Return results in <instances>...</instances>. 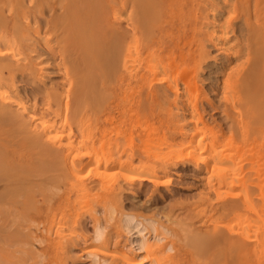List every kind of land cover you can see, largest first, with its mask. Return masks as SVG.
I'll return each instance as SVG.
<instances>
[{
  "label": "rangeland",
  "instance_id": "374dc122",
  "mask_svg": "<svg viewBox=\"0 0 264 264\" xmlns=\"http://www.w3.org/2000/svg\"><path fill=\"white\" fill-rule=\"evenodd\" d=\"M16 1H17L16 5L14 4L15 0H12V2H11L12 5L15 7L18 5V0H16ZM24 1H25V5L27 6L26 7L27 10H28L29 6L36 3V0H34V1L33 0H30V1L24 0ZM40 1H42L40 6L42 5L41 7L44 8L42 14L44 12L45 13L43 15L42 14L39 15L38 13H34V11H32V15H35L37 17V19H39L40 21L42 19L40 30H38L39 31L38 34L34 31V26L36 27L37 25L34 23L33 16H30L31 18L28 17L29 23L27 25H29L31 27L29 30V34H28L29 38H31V40H33L35 38L39 39V38H42L45 36L49 40L51 38L55 39L53 34L55 35L56 33H54L52 31V29L51 30L48 29L49 28L48 26L44 25L45 20L52 18L50 9L48 8V4L50 5L53 0H39V2ZM236 1L237 0H232V1L231 0H192V2L189 3L188 5H187V3L184 4L185 2H181L180 6H177L176 12L181 10L183 12L182 15H185V16L188 15L190 17L195 16L194 19L196 20L195 26L185 25V28L183 31L184 34L180 35L181 36L180 39L185 38V36L189 35L190 36L189 41L190 42L193 41L191 43L193 49H194V47L196 48L197 45H200V43L202 45L205 44L203 49L206 51L207 54L204 58L197 61V63H196V60H195V62L193 60H191V61L186 60L185 62H183L184 64H182L181 63L182 60L180 61L181 58L180 59L177 58V59H175V61L173 63V65H175V66H172V64H170V63H172V61L171 60L169 61V59H168L167 61H165L163 63L165 66L164 65L161 66L164 69H161V67H160L158 72L156 73L157 75L154 76L155 80H154L153 85L155 87H158L159 85L165 86L168 82H170V83L175 82L178 85V89L180 90L179 93L181 94L182 98L180 99V103L177 104V107L179 109H181L182 112L184 111V114L186 115V121L182 122V120H181L180 124H185V126H184L185 128L190 125L191 128L190 127H189V129L186 128L187 130H189V131H187L188 133H185L186 135H184V134L180 135L179 130H178V126L173 122V120H167L166 119L167 118L166 115L170 111L173 112L174 114L181 112V111H178L179 109L175 108L173 105H172L173 107L172 106L169 107L165 101L161 102V104H162L161 107L155 104V106H154L155 112L164 116L163 120H161L159 122L157 121L158 119H154V118L153 119L152 118L147 119V118H144L143 115H141L142 113L145 114V112H147L145 107L142 108L139 118H130L131 112L129 110L131 108L130 106H132V105H130L129 103H128V105H126V103L121 101V99H123L124 96L126 98H128L129 95H131V90H129L130 93L127 90V94H124L122 91L125 92L124 89L126 87L123 89V86L116 81L115 77H113L112 80L109 82L111 84L108 83L109 88L112 89V92H113V94L111 96H105V95H107V93L104 94L105 93V92H103L104 90H102L99 86H96V88L99 87L100 91H98V88L97 89L95 88V90H92L93 93L90 91L89 95L90 94H92V95H90L91 98H89V99L91 100L96 95L94 98L96 99L99 97L98 100L97 99L95 100L94 98H93L94 100L92 99L93 101H95L94 102L95 105L93 104L92 100L91 101L88 100L89 102H87V103L89 105L88 104H87L88 106L86 105V107H87L86 110L81 112V117L78 120L81 122L85 131L83 134H80L79 132L74 131V136L72 137V140H74L73 143L76 146V147L73 146V149L74 148H76V149H74V150L72 149V153H74V155H76V157L81 159V164L79 167H77L78 169H77V173L75 174V178H71V177L69 178L67 172L64 170H63V172H59L58 170H53L55 175H54V173H52V175H51V173H49L50 175L47 174V176H46L45 174L48 172H46L45 174L42 173V175H41V177H39V179H35L36 181H32V180H29L28 177L26 178V176H23V175H25V171H24V174L22 173L23 171H21L24 169L23 166H22L23 168H21V167L18 168V171L19 172L21 171L19 173V177L21 179L19 178V181H18L19 185L17 184V187L19 186L18 187L19 189H17L16 193L20 194V196L18 197L17 194L15 193L17 196V198H16L15 194H11V196L12 195L14 196V200H13V196L12 197L8 196L7 195L8 193H7L3 197L4 203H5V205H4V203H3V205L5 207H7L6 206L7 204L13 203L15 205V207H17V210H16V212H13V213H12V210H11V212H10V210H7L6 212H8L9 218L7 217L8 214H5V216L7 215L6 218L4 217L5 222H4V220L1 222L2 218L0 219V223H1L0 228H2V230L4 228L3 233H2V230H0V264H12V262H13V264H66V263L67 264H73V263L74 264H92L90 262V259H88L87 257H84V256H88V253H94V254H97L100 258L107 259L109 264H124V262H122L120 260L119 255H120V253H125L126 255L127 254L130 255L129 254L130 250L128 249L129 247H128V244L126 241V237H125V235H123L124 233L122 232L121 229L119 230L117 227L118 216H119L120 212H122L123 209H124L123 211L126 210V211H129L131 213L142 215V216H145V214H146V217L149 215L150 218H154L159 225H161L164 228H167V230H168V235H165V236H164V234L161 235V237L163 239L160 242L161 243L160 248L158 247L159 248L158 249L157 247H155L156 248V249L154 248L155 251H154V249H152L154 253L151 251L144 253L143 256H145V257H143V259L141 260V263L140 262L138 263L136 261L137 264L144 263L145 262L144 259H147V257H148V259L146 261H153V262H156V264H166V263L167 264H170V263H173V264H200V263L201 264H204V263L209 264L211 261L212 262L210 264H216V263L217 264H229V262H228L229 251H227L228 249L224 250L223 247H221V246L217 247L218 245L210 244L209 242H206V241H202L204 244L200 243L199 245H197L198 244L197 241H199V238L197 237V235H204V234H206V231L209 232V231L215 230V229L218 231L220 230L221 233L224 232V234L226 233V234L230 235V238L233 236L232 238L237 237V238H240L242 240H245L246 242H248L250 244V247L256 245L257 241L255 243V240L260 236L259 235L260 234L259 233V231H260L259 226H260V224H261V226L264 225V203L262 202L264 200V195H263L264 191L262 190L263 193L261 191H259V188L261 190V189H263L262 187H264V184H262V183H264V179H263L264 178V157H263L264 156V152H263L264 150L262 148V147H264V143H263L264 139L259 134H253L252 131H250L251 133L248 136L241 135L240 134V133H242L241 129L239 130V128L237 127L236 124H232V123H230V121H227L225 119V117H226L225 114L222 113V112H224V109H226L229 112V114L231 115V112L229 111V109H231L230 105H231V103H233V97H236V95H235L236 91L235 90L237 88L236 85H234L235 83H233L234 78H235V76H238L239 74H243L246 71H248L247 69H249L251 63L254 60V58H247L246 59L245 55L243 57H242V55H241V57L240 56L239 57L233 56L234 58L231 56V55H233L231 53V50L233 53L240 52L241 46H242L243 41L245 40V36H246L245 33L243 34V32H242L243 29L242 30L239 29V28H243L242 19H241L242 18L241 16L243 15L241 13H243V12L241 10V7H239V4H238V7H235L234 9L232 7L236 3ZM31 2H33V4ZM110 2H111L110 5L114 4V7L112 8L111 7L112 5L111 6L109 5L108 10L110 12L109 11L108 12L111 16L109 14L108 15H109L111 21H113V23H115L117 25L118 23H120V21L121 22L123 21V18L126 19L130 16L131 10L126 9L127 10L126 11L125 8L122 9V7L118 3H116V6H115V3L112 0ZM56 4H57V2H56ZM15 7L12 9L17 10L18 7H16V8ZM53 7L56 9V11H55L56 15H58V14L60 15L61 10L58 7V5L54 4ZM110 7L114 10L115 14H114V12H112L113 10L110 9ZM2 8H3V6H2ZM18 10H19V8H18ZM124 10L126 12L127 17L125 14H123ZM116 12H118V13H116ZM111 13L113 14L114 19L112 18ZM119 13L121 16H119ZM27 14L29 15V13H27ZM211 16H213V17H211ZM115 19H116V22H115ZM23 20L24 19H21L22 26L26 25V22H27L26 20H25V22ZM117 21H119V22H117ZM42 23H44V24H42ZM168 26L169 25H166V28H168ZM173 26L175 27V31H176L175 33L174 32L173 33L175 35H179L180 32L177 30L178 29L177 27H179L178 24L174 23ZM32 28H33V30H32ZM57 29H59L58 34H60L61 28L57 27ZM153 29L155 30L156 28H153ZM47 30H48V32H47ZM49 31H51V33ZM183 32H181V33H183ZM226 32H227V34H226ZM33 33H35L36 35ZM47 33H49V36L47 35ZM191 36L193 37V39H191ZM194 36H195V38H194ZM73 37H76V38L78 37L79 39H81L79 37V35L73 34L71 36V38L73 39ZM224 37H225V39H224ZM242 37L244 38L243 41L241 39ZM174 39L176 40L178 38L174 37ZM180 39H179V41H180ZM142 41L143 40L138 39V42H137V48L138 49H139V47L142 46V45L140 46V44L143 43ZM17 42L19 44H17ZM17 42L15 44H11L9 47L1 46L0 52L1 51L3 52V54L1 53V55H9V54L20 52L22 49L21 44H24V42H22L21 40H19V41L17 40ZM139 42H140V44H139ZM195 42H197V43H195ZM223 42H224V44H223ZM51 43H53L51 45L55 48H58V46L60 45L59 39L56 41L52 40ZM181 43H183V42H181ZM215 43H220L225 47L224 48L221 47L219 49V48L215 47ZM177 44L180 45V43H177ZM238 44H240L241 46ZM191 45H190V47H191ZM18 46L20 49H18ZM10 47L13 50L12 49L8 50V48H10ZM4 48H6V49H4ZM141 49H142V47L139 50H141ZM233 49H235L237 52L234 51ZM6 50L8 52L9 51L10 52L7 54ZM189 50H190L189 47L183 48L182 53L184 55V59H186V51L189 52ZM190 51H192V50H190ZM140 53L141 52L138 53L137 57L135 56V60L140 57V55H141ZM227 54H229L230 57L234 60L233 61L231 59V62L229 64H225ZM237 58H238V60H237ZM164 59H166V58H164ZM194 64H196V65H194ZM246 65H247V67H246ZM41 67L44 68L43 73L45 74V78H46L47 82H48L47 77L49 79L50 77L54 76L53 79L51 78L52 82H49V83H56V84L62 83V85H60V88L58 90L61 91V92H59V94L63 92L62 96L64 97V95H65L64 92L69 89V86H68L69 85V79H70L69 76L72 75V70L68 67H67L68 70L66 67L65 68L62 67L63 69L61 68V70L60 69L58 70L57 69L58 67L56 68L55 64H53V63L51 64V61H49V60H47V61L43 60ZM175 69H177V70H175ZM66 70L68 72H66ZM56 71L57 72L59 71V72L57 73ZM174 71H176V72H174ZM189 71H191V72H189ZM187 74L190 75L189 77H186L188 80H186V78H185V76H188ZM177 76H178V78H177ZM18 77H20V76H18ZM76 77L77 76L72 77L73 80H75V82L77 79ZM155 77H157L158 80ZM174 77H175V79H174ZM55 79L57 80V82ZM182 79L184 81L186 80L187 82H189V81L193 82L191 84L193 89H192V87L189 86L190 84L188 85L189 87L187 86V84L185 85V83ZM59 81H60V83H58ZM67 81H68V85H66ZM231 85L233 87H231ZM15 86H16V90L14 92L16 93V91L18 90L16 94L18 96H20L22 99L24 98L23 99L24 102L28 101V103L31 104V102H30L31 100H29L31 98H30V96H28L29 94L27 93V92H29V88H31V87L29 85H25L24 83H20L19 79H18V82L16 81ZM55 88L57 89V87H55ZM92 88H94V87H92ZM232 88H234V89H232ZM135 89H137V88H135ZM188 90H189V93H188ZM97 91L99 92V94ZM132 91H134V89ZM231 91H233V92H231ZM101 94L103 96H101ZM169 94L170 93L167 94L168 95L167 100L170 101L174 97H172L173 96L172 94H170V95ZM70 99H71V97H70ZM99 99L101 100V103H98V102H100ZM102 100H104V102H102ZM108 100H109V103H108ZM117 101H118V103H117ZM104 103L107 105H105ZM91 104H92V106H91ZM94 106H97V108ZM95 108H96V110H95ZM101 108H102V111L99 110ZM97 110H98V112L100 111V113L96 112ZM109 110H111L112 112ZM103 112H104V115H103ZM116 112H118V113L116 114ZM121 112L124 114H122ZM107 113H109V114H107ZM192 113L193 114L197 113V115H200L202 117V120L196 123L197 126H192V122L190 121V115H193ZM128 114L130 117H128ZM117 115H119V117ZM113 117L115 119H113ZM179 119H180V117H179ZM111 120H112V123H111ZM113 120H115V121H113ZM108 123H110V126L108 125ZM75 125H76V123L73 124L74 127H75ZM107 127L110 129H108ZM111 127L113 128V130L111 129ZM101 128H103L104 132H105V135L103 137L104 139L102 137H100L99 133H98V130ZM124 128H126V129H124ZM185 128H184V130H186ZM145 129H146V131L147 130H149V131L146 132ZM191 129H192V131H191ZM109 131H112V132H109ZM64 132L65 133H63L62 130L60 132H58V134L61 133L60 135H63V137H62L63 140H65V138L67 137L66 136L67 132L66 131H64ZM126 133H128V134H126ZM145 133H147L148 136H146ZM191 134H192V136H191ZM60 135L59 136L57 135L56 138L59 137L58 139H61ZM135 135H136V137H135ZM208 135H210V136H208ZM213 136L214 137L216 136L217 141L215 142V147L212 149L210 147V145L208 144V142L209 143L211 142V139L213 138ZM82 137H83L84 142L82 140ZM91 137H92V140H90ZM244 137L246 139H244ZM147 138H149V139H147ZM136 139H138V140H136ZM249 139H251V140H249ZM8 140H9L8 144H12L13 141L11 140V138ZM15 140H17V137H15ZM89 140L94 141L95 143H93V145H92V142H90ZM182 140H183V142H182ZM252 140H254L253 143H251ZM259 140L261 142H259ZM114 141L116 144L114 143ZM145 141L149 145H147L145 143ZM151 141H153V143ZM142 142H144L145 144ZM150 142H151V144H150ZM154 142H156V143L154 144ZM189 143H191V144H189ZM80 144H82V145L85 144V145L80 146ZM94 144H96V145H94ZM197 144H200V145L197 146ZM205 144H207L208 146H205ZM102 145H103V148L101 147ZM106 145H107V148H106ZM225 145L227 146L228 149L226 148ZM245 145H246V147H245ZM249 145H251V146H249ZM199 146H201V147H199ZM204 146L206 148H204ZM247 146L249 148H247ZM253 146H255V148ZM112 147H114V149H117V151L119 150V152L117 153V156H116L117 151H115V153H114V149ZM146 147H148V148H146ZM152 147H153V149H152ZM192 147H194V148H192ZM202 147L204 148L203 150H201ZM208 147L211 149H209V151H207V152H204L205 150H208ZM238 147L240 149H238ZM250 147H251V149H250ZM93 148H94V150H93ZM197 148H198V150L196 151L195 149H197ZM252 148H254V149H252ZM261 148H262V150H261ZM237 149H238V151L236 152ZM249 149L253 150L254 154H253V152H250ZM95 150L98 153V155H100V156L102 155V153H104V152L108 153V151H109V152H111L109 154L113 155V157L115 155L116 157H120L121 159L123 158L122 159L123 162L133 152L141 153V151L142 152L145 151V154H146V151L147 152L150 151V152H148L149 153L148 156L150 155L149 156L150 162L143 164V163L139 162L138 160H136L134 162V164H132V166H128L125 164H121V165L119 164L120 166L116 165L117 167H115L114 170L112 169L113 172L115 171L114 176H112V178L115 176H116L115 179L118 178L117 180L120 181V183H122V185H124L123 186L124 191H122L123 197L120 196L121 197V198L119 197L120 199L117 198L116 200H112V198L109 196L110 192L112 190V187H111L112 179H111V181H109V180L111 177L110 174H112L113 172L107 175V176H110L109 178L106 176V174L109 173V171L111 170V167H108V169L110 168L108 171V169H106L107 167L104 166V168L107 170V172L105 175H103V172H102L105 170V169L104 170L102 169L103 168L102 167L103 166V164H102L103 159L102 158H106L104 156H107V158H108L109 155L108 154L106 155L104 153L105 155L104 156L102 155L103 157L99 158L101 160L100 165H97V163H96L97 161L94 163V160L96 158L92 159L93 160L92 161L91 158L88 159L89 156H87V155L93 154L92 156L97 157V159H98V156H96L97 154L93 153V151H95ZM100 150L101 151L103 150V151L101 152ZM260 150L263 152V154ZM194 151H196L197 154H199V155L201 154L203 156V158L205 157L204 159H207V164L209 163V165H211V163H213V161L216 162V163L212 164V168L210 167V169L212 170V173H215V174L217 172L216 170L219 169V166H220V164L217 163V159L218 160H219V158H225V159L229 158L230 160L232 159L231 161H232L233 165H231L232 164L231 163L228 166L227 172L228 171L229 172L228 173L226 172L225 175H228V177H229V175H231L230 177L234 176V178L236 179V180L234 179L235 180L234 185L236 183L237 184L235 186H233L232 184L231 185L227 184V185L219 187L216 184L218 182L214 181L213 176H215V175H213L212 173H211V175H213V176H211L212 180L206 181L208 178V175H206V174L208 172L204 171L205 169L197 172V171H195L193 165L188 163V160L190 157L189 155H191ZM223 151H225V152H223ZM257 151H258V153H257ZM88 152H89V154H88ZM160 152H163V153H160ZM203 152L206 153L208 156L206 154L204 156ZM75 153H77V154H75ZM86 153H87V155H86ZM223 153L225 155H223ZM240 153L250 154L251 156L252 155H254V156L251 157L250 155L247 156L245 154H240ZM118 154H120V155L118 156ZM82 155L83 156L85 155V156L83 157ZM137 155L140 156V154H137ZM155 155H156L155 158H157L158 160H156V159L152 160V157L154 158ZM259 155H260V158L262 157L261 159H258ZM226 156H228V157H226ZM162 157L165 160L164 159L160 160V158H162ZM165 157H170V158L167 159ZM248 157H251V158L248 159ZM23 158H24V155H22L21 160H23ZM213 158H215V159H213ZM99 159H98V161H99ZM141 159H142V157H141ZM245 159L248 161H245ZM254 159L259 161V163L257 164V162H255ZM162 160H164L165 162H167V160H168V162H170V164H171L169 166L170 169L169 168H161ZM240 161H241V163H240ZM152 162H155L156 164L152 163ZM245 162L247 164H252L253 167L251 166L252 169L250 168L251 169L250 171L252 173L251 172L248 173L246 171V169L247 170L249 169L248 167H250V165L249 166L247 165L248 167L245 166L246 168L240 167ZM246 163L244 165H246ZM95 164L97 167L95 166ZM141 164H143L144 166ZM152 164H154V165H152ZM85 166H87V167H85ZM215 166H217L216 167L217 169L215 168ZM185 167H186V169H184ZM221 167L222 166H220V168ZM257 167L261 169L260 173H259V170ZM133 168H134V170H133ZM100 169L102 171H100ZM148 169H150V170H148ZM253 169L255 171H257L258 174L255 173V171ZM118 170H119L120 174H119V172H117ZM151 170H152V172H150ZM231 170H232V172H231ZM222 172H224V171H222ZM238 172L241 174H240V177L237 179L236 176H239ZM245 172L247 174H250V177ZM241 175H242V177H241ZM102 176H103V178H105V177H107V178L103 179V181H102V180H100V178H98V177H102ZM149 176L150 177L152 176V177L150 178ZM131 177H132L133 182H132V185H129V182H131L130 181ZM147 177H148V179H147ZM255 177L257 178V183L259 182L258 186H257V183H255L256 182ZM261 177H263V178L261 179ZM251 178L254 180L252 181ZM106 180H108V181H106ZM237 181H239V183ZM35 182L38 184L36 185ZM124 182H126L127 184ZM248 182H251V184ZM70 184L72 186H70ZM82 184H85L86 187H82L83 186ZM91 184H93V185L91 186ZM251 185H253V187ZM25 186H27V187H25ZM229 186L230 187L233 186V187L229 188ZM254 186L256 188H254ZM216 187L218 188L217 191H215ZM226 187L229 189H227ZM89 188L91 191L89 190ZM232 188H233V190H232ZM253 189H254L255 193L253 192ZM256 189H257V191H255ZM27 190H28V192H27ZM238 190L239 191L242 190V191L239 192ZM89 191L92 194L91 193L88 194ZM241 193H243V194L241 195ZM245 194L247 195V197L250 201L249 205H251V208L254 210H259V213L261 214V216L259 214H257L258 211L253 210L254 213L257 212V213H255L256 215H254V213H252V209H250V206L247 208L248 209V211H247L246 205H248V204H245V202H246L245 201V197H246ZM260 195L262 198L260 200H262L261 203H263V207L258 209V207L260 205H262V204H260V200H259ZM6 196H8V198ZM95 196L96 197L99 196V198H96ZM9 197H10V199H9ZM88 197H90V199H87ZM257 197H259V198L256 201L255 199H257ZM5 198H7L6 201H5ZM223 198H224V200H222ZM242 198L244 200H242ZM11 199L14 202H11L10 201ZM250 199H252V200H250ZM89 200H91V202L93 201L91 203L93 207L90 206ZM254 200L256 201V203L254 202ZM84 201H86L87 206L84 203ZM226 201L238 202V204L240 205L238 210H236L232 213L231 212L227 213V214L219 213V210H220L219 206L224 205V203ZM76 203H78V205H76ZM82 203L85 204V207L82 206ZM255 204H257V205H255ZM8 207L11 208L12 205H11V207H10V205H8ZM112 207H113V209H115V213H114V215L112 214L110 217L109 216L110 214L108 212H109V209H111ZM124 207L125 208L127 207V208L125 209ZM6 209H4V211ZM91 210H93L94 212ZM105 210L108 212H105ZM215 210H216V212H215ZM217 210H218V212H217ZM201 211H202V213H201ZM14 213H15L16 217L14 216ZM107 213H108V215H107ZM10 214H12V215H10ZM95 214H96V216H95ZM19 215H21V216H19ZM198 215H201V216H199L197 218ZM149 216H148V218H149ZM249 216H251L252 218ZM13 217L15 218L14 222L12 219ZM93 217H96V218L99 217L103 221L102 222L101 220H99L100 223L102 224V226L104 225V227L106 228L105 239H104V242L103 241L100 242L101 244L100 243H98V244L93 243L92 239H91L92 228H93L92 223L94 220ZM109 219H110V221L111 220L112 221L110 222ZM7 220H8V222H7ZM231 220H233V221H231ZM246 220H247V222H246ZM261 221L263 224L260 223ZM17 222H20V226L22 229L19 227V224ZM34 222H36V223H34ZM209 222H211V223H209ZM3 223H4L5 227H4V225H2ZM5 223L8 225H6ZM37 223H38V225H37ZM53 223H55V224H53ZM13 224H14V227L12 226ZM34 224L36 225V228H34L35 227V226H33ZM246 224H247V226H246ZM248 224L250 226H248ZM229 225L232 227H230ZM8 226H10V227H8ZM243 226L245 228H243ZM25 227H26V229L33 230V233H30V231L24 229ZM5 228L6 229L8 228V230H5ZM11 228H12V230H11ZM13 228H15V231L13 230ZM42 228H44V230ZM246 228H247V230H246ZM4 231H6L5 232L6 234L4 233ZM20 231H22V233ZM248 231H250V233ZM13 232H15V233H13ZM241 232H243V233H241ZM43 233H44V235H43ZM109 233L111 235L110 237H109ZM186 233H187V235H186ZM234 234H235V236H234ZM187 236H189V237H187ZM254 236H256V237H254ZM1 237L3 239H1ZM106 237H109V238H106ZM245 237H246V239L247 238L248 239L246 240ZM30 238L31 239L33 238V239L30 240ZM62 238H64V239H62ZM71 239H72V241H71ZM57 240L58 241L64 240L65 242L61 241L60 243H64V245H66L67 247H70V248H68L69 249L68 254H67V252L65 253V251H62V249H58V248L54 249L52 247V245H54L53 243H55V245L59 244V243L56 244V242H58ZM44 241H46V242L44 243ZM190 241H191V244L193 243L194 245L189 244ZM195 242H196V244H195ZM38 243H40L41 245ZM73 243H74V245H73ZM99 244H100V246H99ZM166 244L171 245V246L173 245L172 247H173L174 251L169 255V256L172 255V257H170L171 258L170 260H167L166 256L163 257L162 255L161 256L158 254L156 255V252L158 250L160 251V249H162L163 246H165ZM32 245H34V247H32ZM7 247H8V249H7ZM256 247L258 249L259 246L257 245ZM261 247L263 248L264 246L261 244L259 247V251H261V253H259V251L257 249H253V247H252V250H251L252 252L247 254L246 260L241 259L240 262H239V260L235 262V260H237V257H238L235 252L230 254V257H231L230 260L232 261V263L230 261V264H253V262H254L253 260H255L256 258H258V260L262 261L264 258V257H262L263 256L262 253L264 251H262ZM99 249H101V250H99ZM81 251H83V253ZM182 251H184V252H182ZM230 251L233 252V250H230ZM63 253L66 255H64ZM69 253H71V254L69 255ZM157 253H159V252H157ZM225 254L227 257L224 256ZM67 255H68V257H67ZM152 255L155 257H153ZM29 256L31 257V259L32 258L33 259L31 260ZM234 256H237L236 259H234ZM25 257H27L26 258L27 260L25 259ZM3 258L6 262L2 261ZM160 258H161V260H160ZM216 258H219V259H216ZM253 258H255V259H253ZM208 259H209V261H208ZM210 259H212V260L210 261ZM23 260L26 262H23ZM160 261H163V262L159 263ZM191 261H192V263H191Z\"/></svg>",
  "mask_w": 264,
  "mask_h": 264
},
{
  "label": "bare ground",
  "instance_id": "6f19581e",
  "mask_svg": "<svg viewBox=\"0 0 264 264\" xmlns=\"http://www.w3.org/2000/svg\"><path fill=\"white\" fill-rule=\"evenodd\" d=\"M110 1L111 0H53L52 2L50 1L51 4L50 5L48 4V8L50 9L52 18L48 19V20L44 19L45 24L44 23H42V24H44L45 26H48L49 27L48 29H50V30L52 29V31L54 33H56L55 35L53 34L55 39L54 38L53 39L51 38V39L55 40V41L59 39L60 45L58 46V48H55L51 45V44H53V43H51L52 40L47 39V37H45V36L42 38H39V39L35 38V39L31 40V38H29V35H28L29 30L31 28L29 25H27L29 23L28 17H30V16H33L34 23L37 25L36 27L34 26V31L37 34L39 33L38 30H40L42 19L40 21L39 19H37V17L35 15H32V11H34V13H38L39 15H41L43 12V9H44L41 7L42 5L40 6L42 1L39 2V0H36L35 4H33V2H31L33 5L29 6V8L27 10L26 9L27 6L25 5V1L24 0H18V5L16 7H18L19 10H18V8H17V10H14V9H12L15 7L11 3L12 0H0V47L1 46L9 47L11 44H15L17 42V40L18 41L21 40L22 42H24V44H21L22 49L20 52L9 54V55H1V53L3 54V52L2 51L0 52V219L2 218L1 222L7 216V215L5 216V214H8V212H6L7 210H10V212L12 210V213L16 212V210H17V207H15V205L13 203L7 204L6 205L7 207H5L3 197L7 193H8L7 194L8 196H11V194H15L17 192V189H19L18 188L19 186L17 187V184H18V181L20 178L19 173L21 171H23L22 172L23 174L25 171V175H23L22 173L21 174L23 176H26V178L28 177L29 180H32V181H36L35 179H39V177H41L42 173L45 174L46 172H48L45 174L46 176H47V174L50 175L49 173H51V175H52V173H54L53 170H58L59 172H63V170H64L67 172L69 178L70 177L75 178V174L77 173V169H78L77 167H79L81 164V159L76 157V155H74V153H72L73 146H75V144L73 143L74 140H72V137L74 136V131H77L80 134H83L85 131L81 122L78 120L81 117V112H83L87 108L86 107V105L88 104L87 102H89L88 100H90L89 98H91L90 95H92V94L89 95L90 91L92 92V90H95L96 86H99L102 90H104L103 91V92H105L104 94L107 93V95H105V96H111L113 94V92H112V89H110L108 85L111 84L109 82L112 80L113 77H115L116 81L123 86V89L126 87L124 89L125 92L122 91L124 94H127V90L128 91L131 90V95H129L128 98H126L125 96L123 99L120 98L121 101L126 103V105H128V103L130 105H132V106H130L131 108L129 110L131 112V115H130L131 117L129 116V114H128V117L139 118L142 108L145 107L147 112H145V114L142 113L141 115H143V117L147 118V119L148 118L158 119L157 121L159 122V121L163 120L164 116L155 112V109H154L155 104L161 107L162 106L161 102L165 101L169 107L173 105L175 108L179 109L177 107V104L180 103V99L182 98L181 94L179 93L180 90L178 89V85L175 82H173V83L168 82L165 86L159 85L158 87H155L153 85L154 80H155L154 76L157 75L156 73L158 72L159 68L162 65H164L163 63L165 61H167L168 59H169V61L170 60L172 61V63H170V64H172V66H175V65H173V63H174L175 59H177V58H179V59L181 58L180 61L182 60V62H181L182 64H184L183 62H185L186 60H190V61L193 60L194 62L196 60V63H197V61L204 58L207 54L206 51L203 49L205 44L202 45L200 43V45H197L196 48L194 47V49H193V47L191 45V43L193 41H191V42L189 41L190 40L189 35L185 36V38L180 39V37H181L180 35L184 34L183 31H184L185 25L195 26L196 20L194 19L195 16L190 17L188 15H186V16L182 15L183 12L181 10L176 12V9H177V6H180L181 2H185L184 4L187 3V5H188L189 3L192 2V0H112L115 3V6H116V3H118L122 7V9L125 8V10L126 9L131 10L130 16L126 19L123 18V21L122 22L120 21V23H118L117 25L115 23H113V21H111V19L109 17L110 11L108 9H109V5L111 3ZM16 2L17 1L15 0V3H14L15 5H16ZM56 2H57V4H56ZM54 4L58 5V7L60 8V10H61L60 15L59 14L56 15V13H55L56 9L53 7ZM238 4H239V7H241V10L243 12V13H241V14H243L241 16L243 28H239V29L240 30L243 29L242 32H243V34L245 33L246 36H245L244 41H243L244 36L241 38L243 41L242 46L240 44H238L241 46V50L239 49L240 47L238 46L239 47L238 49L240 50V52H237L235 49H233L237 53H233L231 50V53L233 54L231 56L232 57L233 56H235V57L240 56L241 57V55H242V57H243L245 55L246 59L247 58H254V60L251 63L249 69H247L248 71H246L243 74H239V75L237 74L238 76H235V78L236 77L237 78L236 79L234 78L233 83H235L234 85H236L237 88L234 86L236 88V90H235L236 91V94H235L236 97H233V103H231V105H230L231 109H229V111L231 112V115L229 114V112L226 109H224V112H222V113L225 114V116H226L225 119L227 121H230V123H232V124H236L237 127L239 128V130L241 129V132H242V133H240L241 135L248 136L251 133L250 131H252L253 134H259L264 139V0H237L236 3L234 4V6H232L233 9L235 7H238ZM111 5L110 6L113 8L114 4H111ZM2 6H3V8H2ZM111 7H110V9H112ZM125 10H124V12H125ZM112 12H114V10ZM124 12H123V14L126 15V12L125 13ZM27 13H29V15ZM116 13H118V12H116ZM114 14H115V12H114ZM119 16H121L120 13H119ZM126 17H127V15H126ZM211 17H213V16H211ZM112 18H113V14H112ZM21 19H24L23 20L24 22H25V20L27 21L26 25L22 26ZM115 22H116V19H115ZM117 22H119V21H117ZM174 23L175 24L177 23L179 26V27H177L178 28L177 30L180 32L179 35L174 34L176 32L175 27L173 26ZM166 25H169L168 28H166ZM57 27L61 28L60 34H58L59 29H57ZM153 28H156L157 30L156 29L154 30ZM32 30H33V28H32ZM47 32H48V30H47ZM49 32L51 33V31H49ZM181 32H183V33H181ZM33 34H35V33H33ZM73 34L79 35V37L81 39H79L78 37H77L78 39L76 37H73V39H72L71 36ZM226 34H227V32H226ZM47 35L49 36V33H47ZM174 37H177L178 39L175 40ZM194 38H195V36H194ZM138 39L143 40L142 44H140V42H139L140 46L142 45L141 50H139L141 47H139V49L137 48ZM179 39H180V41H179ZM191 39H193L192 36H191ZM224 39H225V37H224ZM181 42H183V43H181ZM177 43H180V45ZM195 43H197V42H195ZM17 44H19V43L17 42ZM223 44H224V42H223ZM190 45H191V47H190ZM186 47H189V49L192 51H190V50H189V52L186 51V59H184V55L182 53V50H183V48H186ZM215 47L220 49L221 47L224 48L225 46H223L220 43H215ZM6 48H4V49H6ZM10 49H12V48L11 47L8 48V50H10ZM18 49H20L19 46H18ZM9 52L7 51V54ZM139 52H141L140 53L141 55L138 59L135 60V56L137 57ZM164 58H166V59H164ZM231 59L232 58L230 57V55L227 54L225 64H229L231 62ZM43 60L51 61V64L52 63L55 64L56 68L58 67L57 68L58 70L59 69L61 70L62 67H64V68L68 67L72 70L71 76L72 77L77 76L76 82H75V80H73V78L71 76H69V78H70L69 79V85H68V81L66 84L69 86V89L64 92V94H65L64 97L62 96L63 92L59 94V92H61V91H59L58 89L60 88V85H62V83H60V81L58 82L60 84L49 83V82H52V79L54 78V76L50 77L49 79L47 77L48 82L46 81L45 74L43 73L44 68L41 67ZM237 60H238V58H237ZM194 65H196V64H194ZM246 67H247V65H246ZM68 68H67V70H68ZM161 69H164V68L161 67ZM67 70H66V72H68ZM175 70H177V69H175ZM191 71H189V72H191ZM174 72H176V71H174ZM18 76H20V77H18ZM178 76H177V78H178ZM189 76L190 75L185 76V78L189 77ZM155 78L157 79V77H155ZM18 79H19L20 83H24L25 85H29L31 87V88H29V92H27L29 94L28 96H30V98H31V99H29V100H31L30 101L31 104L28 103V101L24 102L23 101L24 98L22 99L20 96H18L16 94L18 90L16 91V93L14 92L16 90L15 84H16V81L18 82ZM174 79H175V77H174ZM186 80H188V79L186 78ZM186 80L185 81L183 80L185 85L187 84V86H188L190 84L189 86L192 87L191 84L193 82H191V81L187 82ZM56 82H57V80H56ZM55 87H57V89ZM92 87H94V88H92ZM99 87H97L98 91H100ZM231 87H233V86L231 85ZM135 88H137V89H135ZM133 89H134V91H132ZM192 89H193V87H192ZM232 89H234V88H232ZM231 92H233V91H231ZM129 93H130V91H129ZM168 93L172 94L173 95L172 97H174L170 101L167 100L168 99V95H167ZM188 93H189V90H188ZM98 94H99V92H98ZM101 96H103V95L101 94ZM70 97H71V99H70ZM98 98H96V99L98 100ZM93 100H92V102L94 104L95 101H93ZM99 101L100 102H98V103H101L100 99H99ZM102 102H104V100H102ZM108 103H109V100H108ZM117 103H118V101H117ZM105 105H107V104H105ZM91 106H92V104H91ZM94 107L97 108V106H94ZM96 108H95V110H96ZM99 110L102 111V108ZM109 111H111V110H109ZM178 111H181V112L174 114L173 112L170 111L166 115L167 118L166 117L165 118L167 120H173V122L178 126V130H179L180 135H183V134L186 135L185 133H188L187 131H189V130H187V129H189L190 125L187 126L186 127L187 129H186L184 127L185 124H180L181 120H182V122L186 121V115L184 114V111L182 112L181 109H179ZM96 112H98V110ZM98 113H100V111ZM117 113L118 112H116V114ZM107 114H109V113H107ZM122 114H124V113H122ZM103 115H104V112H103ZM117 116L119 117V115H117ZM179 117H180V119H179ZM113 119H115V118L113 117ZM201 120H202V117L200 115H197V113L190 115V121L192 122V126H197L196 123L201 121ZM113 121H115V120H113ZM75 123H76V125L74 127L73 124H75ZM111 123H112V120H111ZM108 125L110 126V123H108ZM112 127H111V129L113 130ZM184 128L186 130H184ZM108 129H110V128H108ZM124 129H126V128H124ZM61 130L63 131V133H65L64 131L67 132V135H66L67 137L65 138V140L62 139L63 135H60L61 133L58 134V132H60ZM145 131H146V129H145ZM147 131H149V130H147ZM191 131H192V129H191ZM109 132H112V131H109ZM98 133H99V136L102 138L105 135L103 128L99 129ZM126 134H128V133H126ZM192 134H191V136H192ZM57 135L58 136L60 135V137L63 141L61 139H58L59 137L56 138ZM145 135L148 136L147 133H145ZM208 136H210V135H208ZM15 137H17V140H15ZM135 137H136V135H135ZM10 138L13 141L12 144H8L9 143L8 139H10ZM147 139H149V138H147ZM216 139H217L216 136L215 137L213 136V138L211 139V142L210 143L208 142V144L210 145V147L212 149L215 147V142L217 141ZM244 139H246V138L244 137ZM251 139H249V140H251ZM82 140H83V137H82ZM90 140H92V137ZM136 140H138V139H136ZM253 141L254 140H252L251 143H253ZM83 142H84V140H83ZM90 142H92V145H93V143H95L94 141H90ZM151 142L153 143V141H151ZM151 142H150V144H151ZM156 142H154V144ZM182 142H183V140H182ZM259 142H261V141L259 140ZM114 143H115V141H114ZM142 143H144V142H142ZM145 143L147 144L146 141H145ZM263 143H264V140H263ZM189 144H191V143H189ZM81 145L82 144H80V146ZM84 145H82V146H84ZM94 145H96V144H94ZM147 145H149V144H147ZM198 145H200V144H197V146ZM205 146H208V145L205 144ZM205 146H204V148H206ZM249 146H251V145H249ZM101 147L103 148V145ZM199 147H201V146H199ZM245 147H246V145H245ZM253 147L255 148V146H253ZM94 148H93V150H94ZM106 148H107V145H106ZM112 148L114 149V147H112ZM146 148H148V147H146ZM192 148H194V147H192ZM204 148L202 147L201 150H203ZM211 148L208 147V150H205L204 152L209 151V149H211ZM226 148H227V146H226ZM247 148H249V147L247 146ZM254 148H252V149H254ZM262 148L264 150V147H262ZM262 148H261V150H262ZM74 149H76V148H74ZM152 149H153V147H152ZM238 149H240V148L238 147ZM238 149L236 150V152L238 151ZM250 149H251V147H250ZM250 149H249V151L253 152V150H250ZM195 150L197 151L198 148ZM115 151H117V149H114V153H115ZM196 151H194L191 154L192 156L189 155L191 158L189 157L188 163L192 164L195 171H197V172L205 169L204 171L208 172L206 174V175H208V178L206 181H208V180L211 181L212 180L211 176L215 175V176H213V179H214V181L218 182L216 184L219 187L227 185V184L228 185L232 184L233 186H235L237 184L236 183L234 185V182L236 180L234 178V176L230 177L231 175H229V177H228V175H225V173L227 172L228 166L232 163V161H231L232 159L231 160L229 158H226V159L225 158H219V160L217 159V163L220 164V166H222V167L220 168V166L217 164L219 166V169H217L216 168L217 166H215V168L217 169L216 170L217 172L215 174V173H212V170L210 169V167L212 168V164H214L216 162L213 161V163H211V165H209V163L207 164V159H204L205 157L203 158V156L201 154L200 155L197 154ZM118 152H119V150L116 152V156H117ZM148 152H150V151H148ZM148 152L146 151L147 155L145 154V151H143V152L141 151V153L133 152L130 154V156H128L126 158V160L124 162L122 160L123 158L121 159L120 157H116L115 155L113 157V155L109 154V153H111L109 151H108V153L104 152L106 155L108 154L109 156L107 158V156H104L105 154L102 153V155L104 157H106V158H102L103 159L102 160V162H103L102 163L103 164L102 169L104 170L105 169L104 166H106L107 167L106 169H108V167H111V170L112 169L114 170V168L117 167L116 165H119V164L120 165L125 164L128 166H132V164H134V162L136 160H138L139 162H141L143 164L148 163V162H150V157H149L150 155L148 156V154H149ZM223 152H225V151H223ZM263 152H262V154H263ZM93 153L97 154L96 156H98V159L103 157L102 155L101 156L98 155L96 150L93 151ZM160 153H163V152H160ZM245 153H240V154H245ZM257 153H258V151H257ZM75 154H77V153H75ZM88 154H89V152H88ZM137 154H140L142 159ZM205 154L206 153H204V156H205ZM253 154H254V152H253ZM22 155H24L23 160H21ZM86 155H87V153H86ZM92 155H87V156H89L88 159L89 158H91V160L94 158L97 159V157H94ZM119 155L120 154H118V156ZM223 155H225V154L223 153ZM245 155L248 156L250 154H245ZM252 156H254V155H252ZM155 157H156V155L154 156V158L152 157V160L153 159L158 160ZM163 157L160 158V160L164 159ZM226 157H228V156H226ZM251 157H248V159ZM258 157H257L258 159L262 158V157L260 158V155ZM165 158L168 159L170 157H165ZM96 159L94 160V163L97 161L96 162L97 165H100L101 160L99 159V161H98V159L97 160ZM213 159H215V158H213ZM246 159H245V161H248ZM164 160H162V162H161V168H169V166L171 165L170 162H168V160H167V162H165ZM255 162H257V164L259 163V161H257V160H255ZM152 163H155V162H152ZM240 163H241V161H240ZM143 164H141V165H143ZM244 164H242L240 167L246 168L250 165V167H248L249 171L246 169V171L248 173H250L251 172L250 170L252 169L251 168L252 164H247V163H246V165H244ZM152 165H154V164H152ZM231 165H233V163ZM22 166L24 167V169L23 170L20 169L21 171L19 172L18 168L19 167L23 168ZM95 166H96V164H95ZM85 167H87V166H85ZM106 169L104 171H102L100 169V171L103 172V175L106 174V172H107ZM109 169H108V171H109ZM184 169H186V167ZM111 170L109 171V173L106 174V176L113 172V170L112 171ZM133 170H134V168H133ZM148 170H150V169H148ZM221 170L224 172H222ZM258 170L260 173L261 169L258 168ZM114 172L112 173L113 175L110 174L111 177L107 176L108 178L110 177L109 181H111V179H112V181H111L112 190L110 192V195L108 194L112 198V200H116L117 198L122 196V191H124V188H123L124 185H122V183H120V181L117 180L118 178L115 179L116 176L112 178V176H114ZM117 172H119V170ZM150 172H152V170ZM231 172H232V170H231ZM211 173L213 175H211ZM255 173L258 174L257 171H255ZM119 174H120V172H119ZM240 174L241 173H239V176H236L237 179L240 177ZM54 175H55V173H54ZM247 175L250 177V174H247ZM107 177H105V178H107ZM241 177H242V175H241ZM98 178H100V180H102V181H103V179H105V178H103V176L98 177ZM262 178L263 177H261V179ZM147 179H148V177H147ZM253 180L254 179H252V181ZM255 180H256L255 183H257L256 177H255ZM106 181H108V180H106ZM130 181L131 182H129V185H132V182H133L132 177L130 178ZM237 182L239 183V181H237ZM124 183H126V182H124ZM248 183L251 184V182H248ZM258 183H257V186H258ZM35 184L37 185L38 183L35 182ZM262 184H264V183H262ZM82 185H83L82 187H86L85 184H82ZM92 185L93 184H91V186ZM70 186H72V185L70 184ZM233 186H231V187H233ZM251 186L253 187V185H251ZM25 187H27V186H25ZM231 187L229 186V188H231ZM216 188H215V191L218 190V188L217 189ZM229 188H227V189H229ZM254 188H256V187L254 186ZM262 188L263 189H261V190L259 188V191H261V192H262V190L264 191V187H262ZM89 190H90V188H89ZM232 190H233V188H232ZM242 190H240V191H242ZM90 191L88 194L91 193ZM255 191H257V189ZM27 192H28V190H27ZM253 192H254V189H253ZM16 194H15L16 198H17V196L18 197L20 196V194H17V196H16ZM242 194L243 193H241V195ZM263 195H264V193H263ZM8 196H6V197L8 198ZM259 197H257V199H255V200L257 201L258 198H259V200L262 199L261 195ZM7 198H5V201ZM96 198H99V196H97ZM9 199H10V197H9ZM87 199H90V197H88ZM13 200H14V196H13ZM222 200H224V198ZM242 200H244V199L242 198ZM250 200H252V199H250ZM255 200H254V202L256 203ZM10 201L14 202V201H12V199ZM89 201H90V206H92L91 203L93 201L92 202H91V200H89ZM245 201H246L245 204H248V205H246V209L249 206H250V209H252L251 205H249L250 201H249L247 195L245 197ZM261 201L262 200H260V204H262V205L259 204L260 206L258 207V209L263 207L264 200L262 201L263 203H261ZM3 203H4V205H3ZM84 203L86 204V201H84ZM84 203H82V206L85 207ZM257 204H255V205H257ZM8 205H10V207L12 205V207L9 208ZM76 205H78V203H76ZM86 206H87V204H86ZM239 206L240 205L236 201H230V202L226 201L224 203V205L219 206L220 207L219 213H221V214H227L230 212L232 213V212L238 210ZM4 209H6V210L4 211ZM123 210H122V212H120V214L118 216L117 227L119 230L120 229L122 230V232L124 233L123 235H125V237H126V241H127L128 247H129L128 249L130 250L129 251L130 255H128V254L126 255L125 253H120V255L119 254L118 255L120 257V260L122 262H124V264H137V262L141 263V260L143 259V257H145V256H143L144 253H146L148 251L153 252L152 249H154L155 247L160 248V246H161L160 242L163 239L161 237V235L162 234H164V236L168 235V230H167V228H164L161 225H159L154 218H150L149 215H148L149 216V218H148V216L146 217V214H145V216H142V215L134 214V213H131L129 211H126V210L123 211ZM253 210L254 209H252V213H254ZM91 211H93V210H91ZM247 211H248V209H247ZM254 211H258V213L257 212H255V213H257L261 216V214L259 213V210H254ZM105 212H108V211L105 210ZM215 212H216V210H215ZM217 212H218V210H217ZM108 213L110 214L109 216L111 217L112 214L114 215L115 209H113V207H112L111 209H109ZM108 213H107V215H108ZM201 213H202V211H201ZM255 213H254V215H256ZM10 215H12V214H10ZM14 216H15V213H14ZM19 216H21V215H19ZM95 216H96V214H95ZM199 216H201V215H198L197 218ZM7 217L9 218V214ZM249 217H251V216H249ZM93 218H94V220L92 223L93 228H92L91 239H92L93 243L98 244L101 241L104 242L106 228L104 227V225L102 226V224L100 223L99 220H101V219L99 217H97V218L93 217ZM12 219L14 222L15 218L13 217ZM109 221H110V219H109ZM231 221H233V220H231ZM4 222H5V220H4ZM7 222H8V220H7ZM246 222H247V220H246ZM17 223L19 224V227L21 228L20 222H17ZM34 223H36V222H34ZM209 223H211V222H209ZM260 223H262V221ZM53 224H55V223H53ZM0 225H1V223H0ZM2 225H4V223ZM6 225H8V224H6ZM37 225H38V223H37ZM12 226L14 227V224ZM33 226H35L34 228H36L35 224ZM246 226H247V224H246ZM248 226H250V225L248 224ZM4 227H5V225H4ZM8 227H10V226H8ZM230 227H232V226H230ZM243 228H245V227L243 226ZM259 228H260V231H259L260 234L259 233L258 234L260 236L257 239L255 238L256 239L255 243H256V241H257V243H256V245L252 246L253 249H257V247H256L257 245L259 247L261 244L264 246V242H263L264 241V239H263L264 238V225L261 226V224H260ZM24 229H26V227ZM42 229L44 230V228H42ZM0 230H2V228H0ZM3 230H4V228H3ZM3 230H2V233H3ZM5 230H8V228L7 229L5 228ZM11 230H12V228H11ZM13 230L15 231V228H13ZM26 230L30 231V233H33V230H29V229H26ZM215 230H211L209 232H207L205 230L206 234L197 235V237L199 238V241H197L195 239L198 243L197 245H199L200 243H203L202 241H206V242H209L210 244L218 245L217 247L221 246V247H223L224 250L228 249L227 251H229V255H228L229 259L228 258L227 259H228L229 264L231 261L230 260L231 259L230 254H232L234 252L238 256V257L234 256V259H236V257H237V260H235V262L238 260L240 262L241 259L246 260L247 254L252 252L251 251L252 247H250V244L248 242H246L245 240H242L240 238H237V237L232 238L233 236L230 238V235H228L226 233L224 234V232L221 233L220 230L219 231L218 230L215 231ZM246 230H247V228H246ZM5 232L6 231H4V233ZM20 232L22 233V231H20ZM248 232L250 233V231H248ZM13 233H15V232H13ZM241 233H243V232H241ZM43 235H44V233H43ZM186 235H187V233H186ZM110 236L111 235L109 233V237ZM234 236H235V234H234ZM109 237H106V238H109ZM187 237H189V236H187ZM254 237H256V236H254ZM1 239H3V238L1 237ZM32 239L30 238V240H32ZM62 239H64V238H62ZM245 239H246V237H245ZM46 241H44V243ZM61 241L65 242L64 240H61ZM61 241L56 242V244L59 243L57 245H55V243H53L54 245H52V247L54 249L55 248L62 249V251H65V253L67 252V254H68V251H69L68 248H70V247H67L66 245H64V243H60ZM71 241H72V239H71ZM38 244H40V243H38ZM100 244H99V246H100ZM189 244H191V241ZM195 244H196V242H195ZM73 245H74V243H73ZM172 246L166 244L165 246H163L162 249H160V251L156 250L157 252H159V253L156 252V255L157 254L160 256L162 255L163 257L166 256V259L170 260L171 259L170 257H172V255L171 256H169V255L174 251ZM32 247H34V245H32ZM259 247L257 249L258 251H259ZM7 249H8V247H7ZM155 249H154V251H155ZM261 249H262V251H264V247L263 248L261 247ZM99 250H101V249H99ZM230 250H233V252H231ZM81 252L83 253V251H81ZM182 252H184V251H182ZM259 253H261V251H259ZM70 254L71 253H69V255ZM262 254H263L262 257H264V252ZM64 255H66V254H64ZM224 256H226V254ZM67 257H68V255H67ZM84 257H87L88 259H90V262L92 264H109L107 259L100 258L97 254H94V253H88V256H84ZM153 257H155V256H153ZM26 258L27 257H25V259ZM30 259H31V257H30ZM147 259H148V257H147ZM147 259H144L145 262L142 264H156V262H153V261H146ZM216 259H219V258H216ZM253 259H255V258H253ZM160 260H161V258H160ZM211 260L212 259H210V261ZM2 261H5L4 258ZM208 261H209V259H208ZM253 261H254L253 264H264V258L262 261L258 260V258H256ZM23 262H26V261L23 260ZM161 262H163V261H160L159 263H161ZM191 263H192V261H191ZM231 263H232V261H231ZM12 264H13V262H12ZM170 264H173V263H170Z\"/></svg>",
  "mask_w": 264,
  "mask_h": 264
}]
</instances>
